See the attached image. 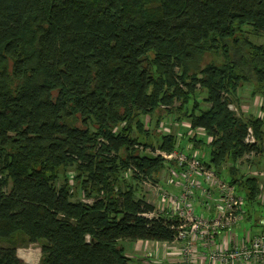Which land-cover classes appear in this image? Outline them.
<instances>
[{"label": "trees", "instance_id": "1", "mask_svg": "<svg viewBox=\"0 0 264 264\" xmlns=\"http://www.w3.org/2000/svg\"><path fill=\"white\" fill-rule=\"evenodd\" d=\"M246 27L264 35V0H0V264H27L18 250L37 243L39 264H131L125 243H181L183 223L139 195L169 167L159 153L178 152V135L147 128L159 111L187 121L195 146L205 132V163L243 212L262 210L260 180L236 166L262 156L264 120L230 108L254 75L264 96V45L246 52ZM187 230L207 254L228 234Z\"/></svg>", "mask_w": 264, "mask_h": 264}, {"label": "rangeland", "instance_id": "2", "mask_svg": "<svg viewBox=\"0 0 264 264\" xmlns=\"http://www.w3.org/2000/svg\"><path fill=\"white\" fill-rule=\"evenodd\" d=\"M252 29L250 27H246L243 29V32H240L237 35V38L240 40L241 44H243L244 46V50L246 52H248L249 47L248 45L244 44V42H248L250 44L256 45L258 47L263 46L264 45V35L261 36H256V34H254V32H251ZM245 40V41H244ZM232 42V41H231ZM221 64L222 63V55L221 53L219 54V51L216 52H209L208 54H206V56L203 59V65H207V64ZM255 75L253 77V81L251 82V84H245L242 85L241 89L239 90V95H238V102L236 104H231V109L234 110V112L236 113L237 117H243L245 120H248L249 117H260L264 120V96L258 92V93H254L255 89L257 88V86H255L254 83L255 82ZM257 91V90H256ZM203 96H201L200 99V105L203 108H208L209 106L207 105V103L205 101L202 100ZM162 118V120L160 121V123H158L159 118ZM178 117V115H177ZM176 115H166L163 112H157L153 117L150 118H146V122H147V128H150L153 131V135L158 136L159 134H173V135H178V152H176L177 154H193L192 152L195 153L199 156V161L203 164L204 163V167L206 169H209L213 172L216 173V170L213 166L206 164L205 161H209V156L208 155H204L205 150H208V146L207 144L209 143L210 139L208 137H205L204 140L200 134H196L198 139L203 140V143H199L197 144V146H195V144L193 145V149H190L189 152L185 151L188 150L187 149V145L191 143L190 140H187V138L185 137L186 134L187 136L189 135H193V131L190 130V125L187 121H178L177 120ZM179 128V129H178ZM251 129V128H250ZM179 133V134H178ZM251 136L254 137L253 132H250ZM190 137V136H189ZM201 146V147H200ZM207 146V148L205 147ZM148 152L150 153L151 150L146 149ZM201 150V151H200ZM160 151H157L156 154H158ZM207 153V152H206ZM162 153V157H163ZM174 154V153H173ZM175 156H177L176 154H174ZM255 157H244L243 160H240L237 163L238 168H240L239 170H241V173L243 172L244 177H248V174L251 175L252 177H256L260 180L262 186H263V192H264V176H253V173H264V152L262 154V156L255 158ZM182 159L185 161L186 159H184L182 157ZM205 159V161L203 160ZM243 161V162H242ZM177 160L172 159V160H168L167 159V163H168V169H165L162 171L161 175H160V183L159 184H153L151 182H144V183H140V186L138 185V189H139V195L141 194V196H144L146 198V200H148L149 202L153 203V204H159V206L163 207V206H171V202L169 201L168 198V194H165L164 192L162 193V190H166L165 185L167 183V181H170L171 178V184L173 182L177 181H181L178 176L177 179L174 176H170L169 177V173L172 171H175L176 175H178V173L180 171H182L180 167V165L177 164ZM243 163V164H241ZM173 166H177L178 168H175L173 170H171L170 168ZM230 165H227V167H229ZM225 172V174L229 177L233 175L230 174L229 169L226 168V170H223ZM183 174H181V178L183 180ZM218 174L216 173V176ZM76 176L75 171L73 168H71L68 173H67V177L70 179H73ZM218 177V176H217ZM198 182L202 181L201 179H197ZM63 182V179L60 180L59 184H61ZM203 182V181H202ZM228 182H230V180H228ZM182 183V186L183 187ZM203 187L205 188V192L203 191L201 193V196L204 197L205 199H208L210 197H212L215 192L218 193V190L216 188H212L213 184L209 183L208 185H206L204 182L202 183ZM235 188V187H234ZM168 193H170V191L166 190ZM236 191V188H235ZM196 194H197V190H195ZM199 192V191H198ZM172 193V192H171ZM179 193H174L172 195H177ZM237 194V192H236ZM198 195V194H197ZM241 197V196H239ZM174 196H172L171 199H173ZM243 198V197H241ZM79 199H83L81 196H79ZM243 201V199H242ZM89 203H92V201H88ZM245 202V201H244ZM218 209L221 208L220 204H218ZM163 212V210H161ZM166 212V211H165ZM244 214V213H243ZM201 218H205L207 219V217H204L202 215H200ZM193 232V231H191ZM219 231H217L216 233H218ZM195 233V232H193ZM231 236V235H230ZM231 240V237L229 238ZM191 241V240H190ZM184 243L180 244V249L177 253V259H179L180 262L183 261V256L182 254H186L185 251H183V248L185 246H183ZM127 246L126 244L124 245V247ZM128 247H134V246H128ZM140 248H143L141 253L142 256L140 255V257H144L145 255V251H148L147 253H149L150 255H153V253L149 250V246H147L146 244H143V246L140 244ZM187 248V250L191 251V255L194 259V264H218L217 259L213 258L210 254H207L205 250L202 251V247H199L198 245H195L193 241H191V246L190 247H185ZM126 249V247H125ZM199 249H201V251H199ZM227 248H222V247H215V250L212 252H217V253H221L224 250H226ZM133 251L129 250L128 253H126V255H130V257H132L133 259L137 258V256H134ZM18 255L19 258L28 264H39L40 260H41V245L40 244H35V245H30L28 248H22L18 251ZM137 255V254H135ZM152 257V256H151ZM175 258H171V260H173ZM183 264V263H182ZM219 264H225V263H221L219 262Z\"/></svg>", "mask_w": 264, "mask_h": 264}, {"label": "built area", "instance_id": "3", "mask_svg": "<svg viewBox=\"0 0 264 264\" xmlns=\"http://www.w3.org/2000/svg\"><path fill=\"white\" fill-rule=\"evenodd\" d=\"M252 130H249V133ZM248 143H255V139L250 135L246 139ZM162 155V153H159ZM176 154L177 156H175ZM163 154V157L168 160L175 159L178 161L180 166H184L182 169L183 187L177 195L168 194L171 206H165V209L169 211L172 217L178 218L183 224L180 226V231L178 235V241L185 247L191 246V241L188 240V230L195 232L193 235H202L206 243H209L210 234L220 230L228 231L231 234L230 229L235 225L241 218L243 212L244 198L239 197L236 194L234 186L222 180L220 177L216 176V173L206 169L204 163L202 164L199 160V156L196 153L189 154ZM186 159L185 161L182 159ZM253 176H264V173H253ZM197 179H201L206 185L209 183L213 184L212 188L218 190V196L220 197L221 208L217 210L219 216L214 219H205L198 216L192 205L196 203L199 199V193L205 192L203 187V182ZM181 183V186H182ZM197 190V194L195 192ZM199 191V192H198ZM172 196H174L173 199ZM243 199V201H242ZM163 210V209H162ZM161 211L160 214L164 215ZM158 214V215H160ZM168 214V213H167ZM264 225V220L261 221ZM192 232V233H193ZM238 244L234 249L223 251L221 253L210 252L209 254L217 259V263L225 264H264V235L253 236L249 233L242 241H238ZM183 248L186 254L183 256V264H194V259L191 255V251L187 248ZM214 251V250H213Z\"/></svg>", "mask_w": 264, "mask_h": 264}, {"label": "crops", "instance_id": "4", "mask_svg": "<svg viewBox=\"0 0 264 264\" xmlns=\"http://www.w3.org/2000/svg\"><path fill=\"white\" fill-rule=\"evenodd\" d=\"M199 134L202 136V138L206 136L205 132H203V131H200ZM189 136H192V135H189ZM205 147L207 148V146H205ZM187 149L188 150H185L187 152H189L190 149H193V144L192 143L188 144ZM207 151L208 150H205V152H204L205 156L207 155V153H206ZM181 174H182V171H180L178 173V175H176L175 171H172L169 173V177L174 176L177 179V176H178V178L181 180L180 182L176 180L172 184H171V178H170V181H167L165 188L168 191L172 192L171 194L180 193L181 183H182ZM242 174H243V172H242ZM224 176L226 178H228V176L226 174ZM231 176H230V178H231ZM233 176H234V174H233ZM218 204H220V197L218 196V193L215 192V194L208 199H205L204 197L201 196V193H199V199L196 203H194V205H192V208L198 216L202 215L204 217H207L208 219H213V218L219 216V212L217 210ZM155 205H156V208L158 209V214H160L161 210L163 209L164 211H166V212H164V216L172 217L171 214L169 213V211L165 209V206L161 207V206H159V204H155ZM260 206L262 207V210L258 209V207H254V206L249 207L248 209L245 208L244 209V217L240 221V224H238V226L236 227V229H235L236 231H234V233L232 232L231 234H225V233L217 234L214 238L215 246L217 248H219V247H222L224 249L229 248L231 244H234V241H237V242L242 241L244 239V236L246 235V233H249V232L256 234V235H258V234L264 235V231L262 230V228L259 225V221L262 219L264 220V192L262 195ZM230 237H231V240L229 239ZM193 242L195 245H198L199 247H201V241L198 240L196 237H194ZM140 244L142 246H143V244H146L147 246H149V250L153 253V255H150L149 253H147L148 251H145L146 252L144 255L145 258L140 257V255L142 256L141 250L143 249V248H140ZM180 244L181 243H179V242L168 244V243H156V242L140 241V242H136L134 244H126L127 246H125V247H126V253H128V251L131 250V251H133L132 254L134 256H137V258L133 259L128 254V256L132 259L131 264H182V262L179 261L180 258L177 259V257H176L177 253L181 247ZM128 246H134V247H128ZM142 251H144V250H142ZM199 251H201V249H199ZM202 251H203V249H202ZM135 254H137V255H135ZM171 258H175V259L171 260ZM27 264H28V262H27Z\"/></svg>", "mask_w": 264, "mask_h": 264}]
</instances>
